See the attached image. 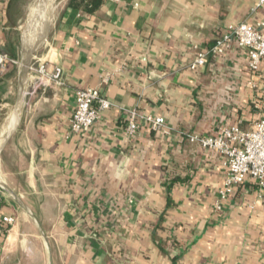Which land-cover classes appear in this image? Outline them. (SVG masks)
<instances>
[{"label": "crops", "instance_id": "0c3cea01", "mask_svg": "<svg viewBox=\"0 0 264 264\" xmlns=\"http://www.w3.org/2000/svg\"><path fill=\"white\" fill-rule=\"evenodd\" d=\"M32 2L0 0V51L15 61L0 74V213L14 218L0 264H264L255 182L220 201L223 156L188 141L261 116L264 58L253 72L233 45L188 64L228 25L264 32V0H63L38 42L26 36ZM32 62L60 66L62 84H39ZM86 87L111 105L75 133ZM131 109L163 117L164 131L141 121L127 136Z\"/></svg>", "mask_w": 264, "mask_h": 264}, {"label": "built area", "instance_id": "2783aa9c", "mask_svg": "<svg viewBox=\"0 0 264 264\" xmlns=\"http://www.w3.org/2000/svg\"><path fill=\"white\" fill-rule=\"evenodd\" d=\"M260 25L263 23L255 25L242 22L226 26L209 50L198 53L188 67H201L207 62L208 54L216 56L235 45L244 49L250 70L256 72L264 58V32L260 30ZM10 62L15 61L0 51V74ZM28 68L39 84H62V69L58 65L49 69L45 62H37L36 65L32 62ZM110 105L111 102L101 96L96 88L76 90L75 104L69 119L71 131L80 133L88 130L98 120L101 111ZM141 121L152 130L164 131L163 117L143 115L136 109H131L125 125L127 136L132 137L137 133ZM188 141L198 143L202 148L223 156L226 172L218 191L220 201L231 188L248 178L255 182L258 198L264 197V109L249 130H241L237 124H233L222 127L220 132L215 134H189ZM220 201L216 203V208H220ZM13 222L12 216L0 213V232H7Z\"/></svg>", "mask_w": 264, "mask_h": 264}, {"label": "bare ground", "instance_id": "6f19581e", "mask_svg": "<svg viewBox=\"0 0 264 264\" xmlns=\"http://www.w3.org/2000/svg\"><path fill=\"white\" fill-rule=\"evenodd\" d=\"M53 2L54 0H39V2L32 7L31 12H32L33 20L31 18L29 19L30 29L33 27H36V28L40 27V29H42L44 33L46 32L48 25L50 24V20H51L50 19L51 12L54 7ZM26 36L30 38V32H28V35ZM10 124H12V120L8 121V124L5 127L4 133L2 134L1 138H3L5 132L9 129Z\"/></svg>", "mask_w": 264, "mask_h": 264}, {"label": "rangeland", "instance_id": "374dc122", "mask_svg": "<svg viewBox=\"0 0 264 264\" xmlns=\"http://www.w3.org/2000/svg\"><path fill=\"white\" fill-rule=\"evenodd\" d=\"M59 1H62L63 2V0H54V2H53V5H54V7H53V10H52V12H51V16H53V14H54V12H55V10H56V7H57V4H58V2ZM39 2V0H33V2L31 3V5H30V8L32 9V7L34 6V5H36L37 3ZM31 9H30V18L33 20V16H32V12H31ZM51 19V18H50ZM30 28H29V24H28V27H27V34H28V32H30V38H31V40L30 41H34L35 40V42L37 41L38 42V40L40 39L41 40V38L44 36V32L42 31V29H40V27H38V28H36V27H33V28H31L30 30H29ZM41 31H40V30ZM39 30V31H38ZM35 42H33V43H35ZM3 126H4V122H3V124H2V122H0V132L3 130ZM30 254H28L29 256H30V259L31 260H36V259H39V258H43V260H44V258H45V253L44 252H42L40 249H38V248H34V249H31L30 250Z\"/></svg>", "mask_w": 264, "mask_h": 264}, {"label": "trees", "instance_id": "16d2710c", "mask_svg": "<svg viewBox=\"0 0 264 264\" xmlns=\"http://www.w3.org/2000/svg\"><path fill=\"white\" fill-rule=\"evenodd\" d=\"M73 0H70V3ZM87 10H94L102 0H80ZM73 3V2H72Z\"/></svg>", "mask_w": 264, "mask_h": 264}]
</instances>
